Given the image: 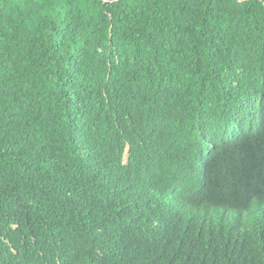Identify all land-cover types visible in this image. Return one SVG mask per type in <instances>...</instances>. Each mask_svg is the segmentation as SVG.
Returning <instances> with one entry per match:
<instances>
[{
    "label": "trees",
    "instance_id": "16d2710c",
    "mask_svg": "<svg viewBox=\"0 0 264 264\" xmlns=\"http://www.w3.org/2000/svg\"><path fill=\"white\" fill-rule=\"evenodd\" d=\"M0 264H264V0H0Z\"/></svg>",
    "mask_w": 264,
    "mask_h": 264
}]
</instances>
